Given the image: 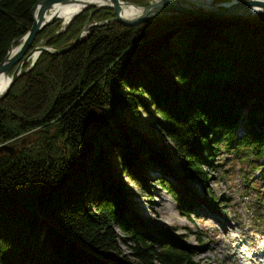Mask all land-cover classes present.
I'll return each instance as SVG.
<instances>
[{
    "label": "trees",
    "instance_id": "1",
    "mask_svg": "<svg viewBox=\"0 0 264 264\" xmlns=\"http://www.w3.org/2000/svg\"><path fill=\"white\" fill-rule=\"evenodd\" d=\"M37 2L0 0V63L30 30ZM112 18V8L90 7L65 30L59 19L48 23L31 49L43 39L66 49L97 24L68 50L43 51L0 99V147L14 150L0 151V264H199L193 247L143 232L114 195L112 155L136 182L139 166L160 161L121 112L147 111L139 94L160 116L178 167L207 193L206 168L217 167L222 145L264 158V13L104 23ZM158 182L190 217L184 194L166 177Z\"/></svg>",
    "mask_w": 264,
    "mask_h": 264
},
{
    "label": "rangeland",
    "instance_id": "2",
    "mask_svg": "<svg viewBox=\"0 0 264 264\" xmlns=\"http://www.w3.org/2000/svg\"><path fill=\"white\" fill-rule=\"evenodd\" d=\"M227 1L229 0H215L214 3L219 4ZM151 2V0H146V5ZM113 11L115 10L113 9ZM173 13L170 17L157 19L170 21L176 17L183 19L196 17L186 12ZM262 13L264 11L249 17L253 18ZM203 16L223 17L220 15ZM52 18H55L54 21L61 20V30H65L68 26L64 23L63 18L57 16ZM39 45L47 46L44 39ZM32 61L33 59L30 58L26 65L32 64ZM173 79L176 80L174 77ZM139 98L147 103V111L141 107L140 115L136 119L127 109L121 112L160 161L146 168L137 166L141 180L136 182L124 173L117 155H112L109 161L110 165L106 164L112 171V176L109 175V177H111L110 183L114 187L115 197L127 205V215L133 217L135 224H138L143 232L154 238L153 240L160 242L173 240L177 244L185 243L193 247L196 251L194 257L199 264H235V258L228 255L229 253L227 254L225 250L221 251L218 248L213 251L209 249V245L213 243L214 233H218V229L222 228H235L236 231L230 234L232 237L244 236L242 240L245 241L241 245L250 242L258 246L264 242V158L246 155L247 150L244 151L242 148L237 152L222 145L215 156L217 167L206 168L209 171L208 185L210 189V193H207L205 191L207 186L186 178L185 173L178 167L179 158L175 153L174 146L161 137L156 125L158 121H161L160 116L155 108L147 102L144 95L139 94ZM244 136V127L239 123L236 137L242 139ZM164 146L169 148L167 147L168 156L163 160L159 156V152L166 149ZM162 176L169 179L189 200L190 217L179 213L177 203L166 191V186L158 182V178ZM122 188L124 191L121 190ZM92 192H97L95 185L92 187ZM211 195H214L219 201L218 204L221 205L218 210L213 207ZM220 222H224L226 226L222 227ZM117 231L123 234L120 230L117 229ZM239 236L236 242L241 241ZM201 239L204 240L203 244ZM227 241H229V237H225L221 245H225ZM232 241L230 240V243L233 244ZM120 251L124 254L130 253L129 247L125 245L121 246Z\"/></svg>",
    "mask_w": 264,
    "mask_h": 264
},
{
    "label": "water",
    "instance_id": "3",
    "mask_svg": "<svg viewBox=\"0 0 264 264\" xmlns=\"http://www.w3.org/2000/svg\"><path fill=\"white\" fill-rule=\"evenodd\" d=\"M85 1L86 0H39L36 3V5L32 8V11H31L32 26L30 30L26 33L24 37L13 41L6 57L0 63V76L2 74L9 76L10 71L14 69V71L10 75L11 76L10 84L8 88L5 90V92L2 95H0V99L3 98L9 92L13 83L22 74L23 67L30 60V58H32L35 52H39L40 54L43 51L61 53L75 46L87 36L90 28L96 25L97 23L86 24L85 28L83 29V32L75 40L72 46L66 49L56 50V49H52L45 45L44 46L37 45L31 49L37 34L44 28L45 25L54 21L55 18H52L51 20H48V21H44V16L47 13V11H49L55 4L57 3L67 4V3H75V2L85 3V7L81 11L76 13L70 19V21L68 22V25L71 23L72 19L76 15L80 14L85 9H88L90 7H95V8L107 7L106 5H97V4L88 3ZM111 1L114 4V6L113 7L111 6V7L115 10L114 11L115 17L110 20L105 21L104 23L118 22L125 26L138 25L151 18L170 17V15L174 14L173 12H178V13L186 12L189 15H194L196 17L203 16V15H220V16L227 17V18L229 17L230 18H233V17L250 18L249 16H252L254 14V13L250 14V10L253 7L252 6L253 4H260L264 7V2L253 1V0L234 1V3H231L229 6L221 10L188 9L186 7L178 5V3L181 2V0H156L155 2H151L148 5H144V6L126 2L127 4H132V5L142 8V12L138 16L134 18H127L123 16L122 14L121 2L123 1L122 0H111ZM162 11H170V12L166 14H162ZM98 24H101V23H98ZM18 42H20V44L15 46V48H17L16 52L12 53V51L14 50L13 45H16ZM35 61H36V58L32 61L31 65H33ZM29 68L30 67L26 68L25 71L29 70ZM4 149L9 150L12 153H14V150L8 145H3L0 147V151Z\"/></svg>",
    "mask_w": 264,
    "mask_h": 264
},
{
    "label": "bare ground",
    "instance_id": "4",
    "mask_svg": "<svg viewBox=\"0 0 264 264\" xmlns=\"http://www.w3.org/2000/svg\"><path fill=\"white\" fill-rule=\"evenodd\" d=\"M121 2V7H122V14L123 16L127 17V18H134L136 16H138L141 12H142V8L132 5V4H127L126 2L128 1H124ZM152 2H155L156 0H151ZM215 0H181L180 3H178L179 6H183L186 7L188 9H206V10H221L224 9L225 7L229 6L231 3H234V1L236 0H229L227 2H220L219 4H215L214 3ZM253 1H261L264 2V0H253ZM85 2L88 3H94L97 5H106L107 7H113L114 4L111 0H86ZM135 4V3H133ZM253 7L250 10V14L254 13L257 14L259 12L264 11V7L260 4H253ZM85 7V3H79V2H75V3H67V4H61V3H57L55 4L49 11H47V13L44 16V21H48L51 20L52 17H61L63 18V21L65 24H68V22L70 21V19L79 11H81L83 8ZM170 11H162V14H166ZM13 51L12 53H15L17 48H15V45H13ZM42 53V52H41ZM40 56L39 52H35V54H33L31 60L33 59H37ZM30 69V68H29ZM10 80H11V76H6L5 74H2L0 76V95H2L5 90L8 88L9 84H10ZM164 215V213H163ZM220 225L222 227H225L226 224L224 222H220ZM213 230H215V228H213ZM235 232L236 229L235 228H222L221 230L218 229V233H214V236L212 238L213 243L211 245H209V249L216 251L218 248L225 250L227 252L228 255L232 256L235 258L236 262L235 264H248L249 262L247 260L249 259H253V264H256V258H250V252H252L251 250H249V242H246L245 244L241 245L245 240L242 238L244 236L242 235H238L239 238L241 239V241L236 242V239H238V236L232 237L230 234L231 232ZM219 233H221L222 235H218ZM230 235V236H228ZM218 237V238H217ZM225 237H229V241H227L225 243V245H221V243L223 242ZM230 240H233V244L230 243ZM261 245H263L264 243H260ZM242 246L243 249H246L248 251H246V253L243 251V249H239L238 247ZM254 246V245H252ZM252 249V248H251ZM258 252L259 257H261L262 260H264V246L261 247L259 246V248L257 250H254V252ZM202 255V254H201ZM200 255V257H201Z\"/></svg>",
    "mask_w": 264,
    "mask_h": 264
}]
</instances>
